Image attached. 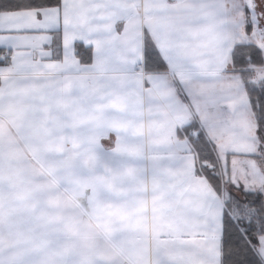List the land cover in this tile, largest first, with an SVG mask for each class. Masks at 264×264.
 <instances>
[{"label": "snow or ice", "instance_id": "6c2138e0", "mask_svg": "<svg viewBox=\"0 0 264 264\" xmlns=\"http://www.w3.org/2000/svg\"><path fill=\"white\" fill-rule=\"evenodd\" d=\"M0 264H264V0H0Z\"/></svg>", "mask_w": 264, "mask_h": 264}]
</instances>
